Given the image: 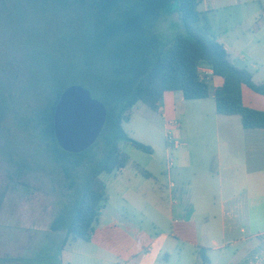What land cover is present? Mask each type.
Segmentation results:
<instances>
[{
	"label": "crops",
	"instance_id": "0c3cea01",
	"mask_svg": "<svg viewBox=\"0 0 264 264\" xmlns=\"http://www.w3.org/2000/svg\"><path fill=\"white\" fill-rule=\"evenodd\" d=\"M198 10L209 38L263 82L264 0H200ZM203 70L209 98L166 92L157 111L141 102L133 108L124 128L143 143L151 144L140 131L163 119L174 145L167 166L135 153L125 168L100 177L107 200L89 245L68 241L62 264H264V129L246 130L239 116L218 115L214 91L224 79ZM242 97L264 111L263 95L243 85ZM134 110L148 123L138 134L126 129ZM171 120L177 126L169 128Z\"/></svg>",
	"mask_w": 264,
	"mask_h": 264
},
{
	"label": "trees",
	"instance_id": "16d2710c",
	"mask_svg": "<svg viewBox=\"0 0 264 264\" xmlns=\"http://www.w3.org/2000/svg\"><path fill=\"white\" fill-rule=\"evenodd\" d=\"M38 2L46 6V13H53L70 25L58 50L61 59L55 63L57 78L51 75L48 80L53 79L60 86L45 89L37 104L15 116L14 122L21 132L52 144L57 164L62 165L71 181L70 202L51 223L52 232L65 233L64 244L70 240L90 241L107 200L106 185L100 176L117 172L129 163L120 144L125 142L153 154L151 146L133 139L124 128L137 103L157 111L166 92H181L185 100L209 98L210 87L199 71L208 67L224 79L223 86L214 91L217 114L239 116L246 130L264 129V111L245 106L242 97L243 85L264 96V81L257 83L252 71L233 63L224 45L209 38L210 29L200 26V0ZM176 2L184 33L164 40L157 25L163 12ZM51 51L46 54L49 58L53 55ZM70 85L86 87L107 109V120L98 141L80 154L64 151L55 136V108ZM45 95L48 100L41 99ZM2 97L0 88V125L7 114ZM82 167L85 172L77 182L75 173ZM139 172L152 178L143 169Z\"/></svg>",
	"mask_w": 264,
	"mask_h": 264
},
{
	"label": "rangeland",
	"instance_id": "374dc122",
	"mask_svg": "<svg viewBox=\"0 0 264 264\" xmlns=\"http://www.w3.org/2000/svg\"><path fill=\"white\" fill-rule=\"evenodd\" d=\"M177 6L178 2L169 6L158 22L157 29L164 40L184 33ZM45 10L38 0H0V88L7 108L0 125V264H62L61 248L66 235L52 232L51 223L66 209L73 193L71 181L62 165L57 164L52 144L21 132L14 122L15 116L37 104L45 89L60 86L52 78H57L54 69L61 59L58 50L70 25ZM51 49L53 55L49 58L46 54ZM51 75L53 81L48 82ZM47 98L45 95L41 99ZM147 124L134 110L132 124L126 129L137 132V127ZM163 124V119L157 118L156 128L140 131L152 145L139 142L151 146L153 154L125 142L120 148L131 160L137 159L135 153H139L154 164L163 161L166 167L167 150L174 145L165 136ZM84 170L82 167L75 173L77 182ZM100 177L105 178L106 173ZM79 244L89 245L84 240Z\"/></svg>",
	"mask_w": 264,
	"mask_h": 264
},
{
	"label": "water",
	"instance_id": "95a60500",
	"mask_svg": "<svg viewBox=\"0 0 264 264\" xmlns=\"http://www.w3.org/2000/svg\"><path fill=\"white\" fill-rule=\"evenodd\" d=\"M58 99L54 114L58 145L69 153H83L98 141L103 131L106 106L81 85L69 86Z\"/></svg>",
	"mask_w": 264,
	"mask_h": 264
},
{
	"label": "built area",
	"instance_id": "2783aa9c",
	"mask_svg": "<svg viewBox=\"0 0 264 264\" xmlns=\"http://www.w3.org/2000/svg\"><path fill=\"white\" fill-rule=\"evenodd\" d=\"M199 71H200V75H201V77L203 78V76H204V70H203V67H201V68L199 69ZM175 126H177V121H176V120H171V121H169V123H168V127H169V128H172V127H175ZM167 138H168L169 141L172 140V138L170 137V134H168ZM169 165H172V162H170Z\"/></svg>",
	"mask_w": 264,
	"mask_h": 264
}]
</instances>
